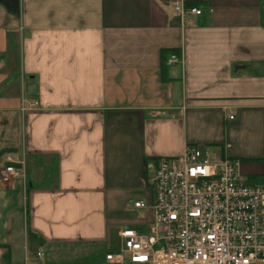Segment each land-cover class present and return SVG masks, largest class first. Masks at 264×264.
I'll return each mask as SVG.
<instances>
[{
    "label": "crops",
    "instance_id": "1",
    "mask_svg": "<svg viewBox=\"0 0 264 264\" xmlns=\"http://www.w3.org/2000/svg\"><path fill=\"white\" fill-rule=\"evenodd\" d=\"M185 144L264 180V0H0V264H103Z\"/></svg>",
    "mask_w": 264,
    "mask_h": 264
},
{
    "label": "built area",
    "instance_id": "2",
    "mask_svg": "<svg viewBox=\"0 0 264 264\" xmlns=\"http://www.w3.org/2000/svg\"><path fill=\"white\" fill-rule=\"evenodd\" d=\"M174 10L201 14L199 7L181 2ZM178 60L173 52L166 63ZM238 164L227 156L210 160L197 144L147 161L151 195L132 206L151 219L143 231L121 227L120 245L104 254L103 264H264V180L242 178ZM16 175L11 165L0 168L2 181Z\"/></svg>",
    "mask_w": 264,
    "mask_h": 264
},
{
    "label": "rangeland",
    "instance_id": "3",
    "mask_svg": "<svg viewBox=\"0 0 264 264\" xmlns=\"http://www.w3.org/2000/svg\"><path fill=\"white\" fill-rule=\"evenodd\" d=\"M210 160H214V159L210 156ZM258 183H260V182H258Z\"/></svg>",
    "mask_w": 264,
    "mask_h": 264
}]
</instances>
